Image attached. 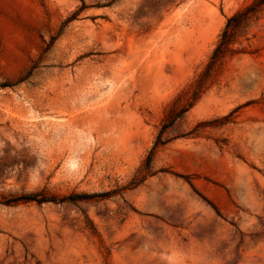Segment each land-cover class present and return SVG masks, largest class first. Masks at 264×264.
I'll list each match as a JSON object with an SVG mask.
<instances>
[{
	"label": "rangeland",
	"instance_id": "374dc122",
	"mask_svg": "<svg viewBox=\"0 0 264 264\" xmlns=\"http://www.w3.org/2000/svg\"><path fill=\"white\" fill-rule=\"evenodd\" d=\"M255 1L0 0V264H264Z\"/></svg>",
	"mask_w": 264,
	"mask_h": 264
},
{
	"label": "trees",
	"instance_id": "16d2710c",
	"mask_svg": "<svg viewBox=\"0 0 264 264\" xmlns=\"http://www.w3.org/2000/svg\"><path fill=\"white\" fill-rule=\"evenodd\" d=\"M264 7V0H256L252 4L246 6L245 8L236 12L233 16L229 17L223 32L220 35V40L213 51L211 60L209 62L208 69L219 63L224 57L229 54L235 53L237 50L233 48V45L237 41V35L245 27H248L250 21L253 17L262 10ZM152 158H150L149 163H151ZM16 200L23 201H37V202H47L48 199H42L39 194L31 193L27 195H22L17 197Z\"/></svg>",
	"mask_w": 264,
	"mask_h": 264
}]
</instances>
